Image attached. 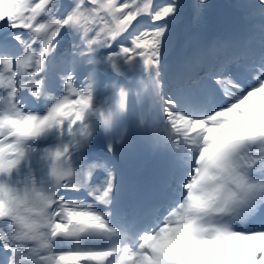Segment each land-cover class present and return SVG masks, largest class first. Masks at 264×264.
Segmentation results:
<instances>
[{"label": "snow or ice", "instance_id": "snow-or-ice-1", "mask_svg": "<svg viewBox=\"0 0 264 264\" xmlns=\"http://www.w3.org/2000/svg\"><path fill=\"white\" fill-rule=\"evenodd\" d=\"M0 264H264V0H0Z\"/></svg>", "mask_w": 264, "mask_h": 264}]
</instances>
